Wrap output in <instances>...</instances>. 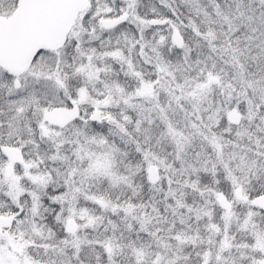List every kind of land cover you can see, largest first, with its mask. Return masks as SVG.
Segmentation results:
<instances>
[{
  "label": "snow or ice",
  "instance_id": "obj_1",
  "mask_svg": "<svg viewBox=\"0 0 264 264\" xmlns=\"http://www.w3.org/2000/svg\"><path fill=\"white\" fill-rule=\"evenodd\" d=\"M0 264H264V0H0Z\"/></svg>",
  "mask_w": 264,
  "mask_h": 264
}]
</instances>
